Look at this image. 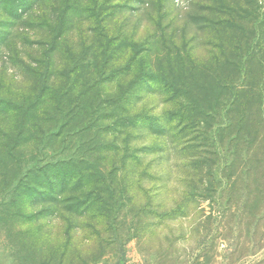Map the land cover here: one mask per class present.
Segmentation results:
<instances>
[{"label": "rangeland", "instance_id": "rangeland-1", "mask_svg": "<svg viewBox=\"0 0 264 264\" xmlns=\"http://www.w3.org/2000/svg\"><path fill=\"white\" fill-rule=\"evenodd\" d=\"M241 31L264 45V0H0V264H264L261 177L194 70ZM69 160L92 211L26 199Z\"/></svg>", "mask_w": 264, "mask_h": 264}, {"label": "trees", "instance_id": "trees-1", "mask_svg": "<svg viewBox=\"0 0 264 264\" xmlns=\"http://www.w3.org/2000/svg\"><path fill=\"white\" fill-rule=\"evenodd\" d=\"M214 29L216 28L208 29L209 34H213ZM254 39V32H251L248 38H246L241 31L239 39L232 47V50H225L222 45L214 46L215 50L221 51V56L215 57L212 60V64L203 68L204 70L198 71L202 69L200 66H197L194 70L203 72L206 77L211 79L217 89L216 103H218V106H214L210 113L217 114L221 120L220 126L216 131L217 136L215 134L219 143L224 144L226 141H229L235 147L241 145L242 149L239 150V153L237 152L238 159L239 156L240 158L246 156L247 161H253L249 163L251 164L249 170L254 171L257 176L261 177L259 178L261 184L257 182L258 187L260 185L264 187V45H260V43L254 45ZM112 110L115 115L112 116L111 121H114L118 118V115L116 114V110ZM56 111H59L56 112L58 119L61 116L63 119L65 117L67 119L69 115L73 114L64 115L65 112L60 108ZM193 112L195 113L194 121L191 120L193 123L197 121L198 117H204L207 122L214 120L212 115L207 117L204 113L199 112V110ZM188 113L190 112L180 111L178 117L184 119ZM124 118H126V121L131 122L129 125L132 128L137 127L139 123L144 121L142 116L133 117L130 110ZM55 127H57V124ZM58 129L60 131L63 130L62 127ZM62 133L64 132H59L58 137ZM217 138L214 140L215 146L218 143ZM52 142L53 140H50L49 143ZM215 156L219 157L218 151L215 152ZM70 161L72 160L62 163L63 167L60 168L48 167L42 174L34 172L36 170L33 169L31 172V184L35 188L31 186L32 190H30L31 187H28V190L26 189L23 192L26 195V199L35 201L39 199L37 195L41 194L42 200L44 197L45 201L56 205V211H62V215H66L67 217H76L79 214L82 215L83 212L92 211L94 205L91 204L89 197L83 204L79 203L81 189L78 188L82 187L84 176L80 177L73 165L68 167L70 164L68 162ZM15 163L17 164L18 162L14 161L10 167V170L13 172ZM6 177L8 178V175ZM208 177L212 179V174H209ZM89 184L87 183L83 187L88 188ZM72 185L74 189L70 190L69 188ZM75 185L78 186L75 188ZM17 186L19 187L21 184L18 183ZM21 189L18 188V190ZM40 189H44L45 192L39 193ZM258 191V197H262L264 190ZM86 206H88L87 209Z\"/></svg>", "mask_w": 264, "mask_h": 264}]
</instances>
